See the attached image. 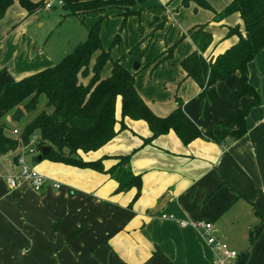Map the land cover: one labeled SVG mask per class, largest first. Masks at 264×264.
Returning <instances> with one entry per match:
<instances>
[{
    "label": "crops",
    "instance_id": "1",
    "mask_svg": "<svg viewBox=\"0 0 264 264\" xmlns=\"http://www.w3.org/2000/svg\"><path fill=\"white\" fill-rule=\"evenodd\" d=\"M83 1L88 0H62L52 7ZM206 1L219 12L231 0ZM40 9L27 13L19 0H13L0 19V93L7 84L55 65L102 18L101 44L111 60L101 78L110 75L115 60L136 71L135 88L157 116L168 115L177 98L184 113L206 129L223 112L237 110L249 100L230 98L237 72L206 87L201 96V88L185 77L179 64L196 48L189 36H183L188 28L208 23L213 41L206 54L216 55L235 41L225 35L227 26L241 22L238 14L217 21L212 10L194 0L108 4L77 15L66 11L60 16H71L68 20L79 27L80 41L56 50L49 47L48 37L39 43L32 31L44 24ZM126 10L131 13L122 27ZM171 48L172 55L166 57ZM248 79L260 91L262 102L249 111L247 131L238 140L216 143L196 138L184 144L170 130L145 142L151 136L147 123L124 117L126 128L111 140L97 150L79 152L84 160L130 154L131 171L141 176L135 199L134 187L121 190L106 173L28 155L27 161L46 183L40 191L26 184L12 189L5 176L16 171L13 157L19 148L6 153L5 162L0 160V264H214L217 251L207 245L201 231L181 225L193 220L211 222L215 235L236 251L227 264H264V48L248 64ZM4 114L10 115L0 110V119ZM115 117L118 129L120 96ZM114 163L112 157L103 160L105 168Z\"/></svg>",
    "mask_w": 264,
    "mask_h": 264
},
{
    "label": "trees",
    "instance_id": "2",
    "mask_svg": "<svg viewBox=\"0 0 264 264\" xmlns=\"http://www.w3.org/2000/svg\"><path fill=\"white\" fill-rule=\"evenodd\" d=\"M137 1L141 0H88L65 4L64 9L69 15H77L98 11L108 4L131 5ZM188 1L183 0V3ZM194 1L212 10L213 19L217 21L238 14L241 22L227 26L225 38L234 37L235 41L216 55L206 54L213 41L208 23L188 28L183 36H189L196 48L180 60V67L185 77L195 81L201 88V96L206 87L237 72L236 88L230 98L238 101L248 97L249 100L242 107L223 112L220 120L206 129H200L184 113L177 98V106L168 115L157 116L135 88L136 71H128L115 60L112 61L110 75L101 78V70L111 58L109 51L101 44L100 18L87 29L85 39L55 65L3 88L0 93L1 111L10 114L19 107L23 114L32 115L21 128L14 127L19 129L18 136L11 135L5 122L0 119V155L15 152L21 143L26 145L34 139L37 149L34 160H37L42 145H50V152L42 159L106 173L117 181L121 190L134 187L135 199L140 194L141 176L131 171L130 154L103 156L96 160H84L79 155L80 151L86 153L97 150L119 130L125 129L124 117L147 123L151 136L144 139L145 142L170 130L184 144L196 138L216 143L242 138L247 131L246 117L249 111L262 102L260 91L249 82L248 64L264 48V0H231L219 12L213 10L206 0ZM12 4L13 0H0V19ZM19 4L27 13H32L44 7L45 1L19 0ZM129 13V10L123 13L122 27ZM118 39L117 34L112 43L115 44ZM94 54L97 55L91 63ZM171 55L172 48L166 57ZM85 78H88L86 83L82 82ZM118 96L121 99V120L117 129L115 103ZM109 157L115 159V163L105 168L103 160ZM13 161H16V156Z\"/></svg>",
    "mask_w": 264,
    "mask_h": 264
},
{
    "label": "built area",
    "instance_id": "3",
    "mask_svg": "<svg viewBox=\"0 0 264 264\" xmlns=\"http://www.w3.org/2000/svg\"><path fill=\"white\" fill-rule=\"evenodd\" d=\"M54 0H48L45 2L44 7L50 8L54 4ZM58 4L62 3V0H56ZM12 134L18 136L19 129L13 128ZM19 151L16 154V161L13 165L16 167V171L7 174L5 181L10 188H17L22 184H26L34 191H40L46 183V178L43 174L32 167L27 161L26 156H35L37 149L35 147V141L32 139L30 143L18 146ZM55 187H59V183H54ZM182 226L190 225L201 231L205 242L215 251H217V260L214 264H227V261L236 256V251L231 249L227 243L220 240L213 229L211 222L204 220H193V221H181Z\"/></svg>",
    "mask_w": 264,
    "mask_h": 264
},
{
    "label": "rangeland",
    "instance_id": "4",
    "mask_svg": "<svg viewBox=\"0 0 264 264\" xmlns=\"http://www.w3.org/2000/svg\"><path fill=\"white\" fill-rule=\"evenodd\" d=\"M54 1L56 2V0ZM40 10H42L41 14L43 15L42 18L44 24L42 27L35 25L32 28V31L36 33V39L39 43L42 41V39L48 37L49 47H52L53 49L58 47L56 49L58 50L63 44L70 45L71 43H77L78 41H80L79 36L81 35V33L80 30L78 32V29H76L79 27H76L75 23H73V19L72 21L68 20V18L71 16L67 15L65 18H62L60 16L61 14H65L66 10L64 8L56 4L52 8L42 7ZM66 40H70V42L68 43ZM71 50L72 48H69L68 52ZM57 59V61H59L60 58L58 57ZM136 63L138 62H134L133 68H135ZM31 115L32 113H25L16 121H12L10 119V115L4 114L1 117V120L7 125V130L9 131V133L13 135L11 130L14 127L21 128L23 124L26 123V121L31 117ZM0 160L1 162H5L6 154L1 155ZM30 165L34 167V164L30 163Z\"/></svg>",
    "mask_w": 264,
    "mask_h": 264
},
{
    "label": "water",
    "instance_id": "5",
    "mask_svg": "<svg viewBox=\"0 0 264 264\" xmlns=\"http://www.w3.org/2000/svg\"><path fill=\"white\" fill-rule=\"evenodd\" d=\"M138 67H139V63H136L135 69H137ZM22 115H23V111L18 107L13 112L10 113V119L12 121H16ZM50 150H51L50 145H42L40 147V154L38 155L37 160L40 161L43 156L47 155L50 152Z\"/></svg>",
    "mask_w": 264,
    "mask_h": 264
}]
</instances>
